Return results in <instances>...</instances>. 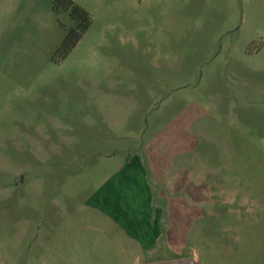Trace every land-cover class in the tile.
Returning <instances> with one entry per match:
<instances>
[{"label":"rangeland","instance_id":"obj_1","mask_svg":"<svg viewBox=\"0 0 264 264\" xmlns=\"http://www.w3.org/2000/svg\"><path fill=\"white\" fill-rule=\"evenodd\" d=\"M72 1L57 61L71 11L0 0V264H264V0ZM145 153L154 202L192 184L176 251L89 200Z\"/></svg>","mask_w":264,"mask_h":264},{"label":"crops","instance_id":"obj_2","mask_svg":"<svg viewBox=\"0 0 264 264\" xmlns=\"http://www.w3.org/2000/svg\"><path fill=\"white\" fill-rule=\"evenodd\" d=\"M149 155L131 158L89 200L97 211L114 218L143 251H155L157 245L176 251L193 216L192 184L178 176L172 179V190L165 186L161 201L154 202L153 173L159 178V166ZM136 263L150 262L139 257Z\"/></svg>","mask_w":264,"mask_h":264},{"label":"trees","instance_id":"obj_3","mask_svg":"<svg viewBox=\"0 0 264 264\" xmlns=\"http://www.w3.org/2000/svg\"><path fill=\"white\" fill-rule=\"evenodd\" d=\"M56 5L65 6L71 11V16L75 19V26L67 33L64 40L56 50L55 60L64 59L80 40L84 32L91 24L90 15L72 0H55Z\"/></svg>","mask_w":264,"mask_h":264},{"label":"water","instance_id":"obj_4","mask_svg":"<svg viewBox=\"0 0 264 264\" xmlns=\"http://www.w3.org/2000/svg\"><path fill=\"white\" fill-rule=\"evenodd\" d=\"M145 264H199V263L192 257H186V258H177L162 262L145 263Z\"/></svg>","mask_w":264,"mask_h":264}]
</instances>
